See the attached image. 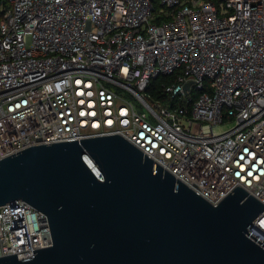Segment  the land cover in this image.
Wrapping results in <instances>:
<instances>
[{
    "label": "built area",
    "instance_id": "built-area-1",
    "mask_svg": "<svg viewBox=\"0 0 264 264\" xmlns=\"http://www.w3.org/2000/svg\"><path fill=\"white\" fill-rule=\"evenodd\" d=\"M158 1L0 0V160L119 134L213 205L264 204V0ZM248 232L264 243V212ZM52 244L44 212L0 206V257Z\"/></svg>",
    "mask_w": 264,
    "mask_h": 264
},
{
    "label": "water",
    "instance_id": "water-1",
    "mask_svg": "<svg viewBox=\"0 0 264 264\" xmlns=\"http://www.w3.org/2000/svg\"><path fill=\"white\" fill-rule=\"evenodd\" d=\"M18 200L47 215L53 244L0 264H264L248 232L260 200L237 186L213 205L119 134L1 159L0 206Z\"/></svg>",
    "mask_w": 264,
    "mask_h": 264
},
{
    "label": "trees",
    "instance_id": "trees-1",
    "mask_svg": "<svg viewBox=\"0 0 264 264\" xmlns=\"http://www.w3.org/2000/svg\"><path fill=\"white\" fill-rule=\"evenodd\" d=\"M155 8L156 11H159L160 8H162V5L159 3L158 0H155ZM175 76L168 75V76H159L153 80H151L149 86L147 87L145 93L149 97H154L156 99H166L167 95L165 93L166 86L174 82ZM192 98L189 102V109L192 107L193 101L198 97L199 93L196 91H192Z\"/></svg>",
    "mask_w": 264,
    "mask_h": 264
}]
</instances>
